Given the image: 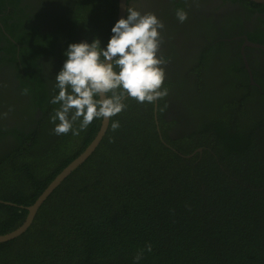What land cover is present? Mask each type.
<instances>
[{"label": "trees", "instance_id": "trees-1", "mask_svg": "<svg viewBox=\"0 0 264 264\" xmlns=\"http://www.w3.org/2000/svg\"><path fill=\"white\" fill-rule=\"evenodd\" d=\"M77 16L93 29L86 38H101L106 47L115 20L104 38L96 35L98 27L104 31L96 16ZM68 39L67 47L77 43L73 33ZM34 41L32 62L20 60L23 70L52 52ZM200 95L184 104L195 112L179 118L190 125L174 132L173 141L163 137L165 143L157 137L153 104L142 109L126 99L95 151L50 193L25 232L0 243V264H264V95L254 112L239 106L229 114L216 100L201 105ZM48 117L34 120L38 126L1 153L0 200L12 205L0 202V235L24 221L26 207L85 149L101 122L94 119L79 136L56 138L48 128L52 136L43 140ZM113 121L120 124L115 131ZM2 129L3 144L9 130ZM148 244L152 251L137 262Z\"/></svg>", "mask_w": 264, "mask_h": 264}, {"label": "flooded vegetation", "instance_id": "flooded-vegetation-1", "mask_svg": "<svg viewBox=\"0 0 264 264\" xmlns=\"http://www.w3.org/2000/svg\"><path fill=\"white\" fill-rule=\"evenodd\" d=\"M128 3L142 13H154L164 24L157 55L168 61L162 65L163 88L168 89V95L152 103L153 124L162 143H165L163 137L173 141L174 132L190 125L179 118H189L195 112L184 104L196 95L201 94V105L209 99L216 100L228 114L239 106L242 111L247 108L254 112L258 97L264 95V1L128 0ZM127 6L124 0L123 18L127 16ZM119 7L120 0H0V114L8 113L6 118L0 116V157L16 144L14 141L19 140L20 133L38 126L34 120L44 119L47 114L50 117L59 107L50 100L55 94V77L66 60L68 34L73 33L77 43H91L85 35L93 29L85 18L77 15L96 16V23L104 26V31L97 28L96 35L105 38L110 19L118 21ZM177 9L187 12L185 22L177 19ZM29 35L32 40L37 38L41 44L48 45L52 52L39 57L35 68L23 70L20 60L31 63L32 52L36 51V41L29 40ZM35 71L37 78L29 75ZM25 88L29 91L22 94ZM44 94L48 97L44 98ZM39 99L42 103L38 107L35 104ZM145 104L149 105L139 103V107L145 109ZM158 104L165 108L161 117ZM44 111H47L45 116ZM4 126L9 135L2 144ZM52 127L51 123L43 129L40 136L43 140ZM15 132L17 136L12 135ZM166 146L174 150L168 142Z\"/></svg>", "mask_w": 264, "mask_h": 264}, {"label": "clouds", "instance_id": "clouds-1", "mask_svg": "<svg viewBox=\"0 0 264 264\" xmlns=\"http://www.w3.org/2000/svg\"><path fill=\"white\" fill-rule=\"evenodd\" d=\"M127 5V16L112 27L106 47H101L98 38L91 43L68 45L66 60L53 85V92L58 94L50 100L51 104L59 105L50 116L55 135L71 131L73 136H79L94 119L111 120L126 108V99L154 103L168 95V89L163 88L162 67L168 61L157 55L164 24L154 13H142L130 6L128 0ZM175 14L181 23L187 20L184 9H177ZM28 91L24 89L22 94ZM7 115V112L0 114L3 118ZM77 122L78 128L74 127ZM119 127V121L111 123L113 131ZM145 251H152L151 244L138 251L137 262Z\"/></svg>", "mask_w": 264, "mask_h": 264}, {"label": "water", "instance_id": "water-1", "mask_svg": "<svg viewBox=\"0 0 264 264\" xmlns=\"http://www.w3.org/2000/svg\"><path fill=\"white\" fill-rule=\"evenodd\" d=\"M264 1V0H261ZM124 14V0H120V7L118 11V17H123ZM109 120L101 119L100 127L91 142L85 147V149L76 156L70 163H68L56 176L55 178L47 185V187L43 190V192L37 197L34 203L28 207H26L27 215L24 221L14 230L0 235V243L8 242L20 236L25 230L29 227L36 211L40 207V205L44 202V200L50 195V193L76 168H78L96 149L98 144L100 143L106 129L108 126ZM200 151V150H199ZM0 202H3L0 200ZM6 204H10L8 202H3Z\"/></svg>", "mask_w": 264, "mask_h": 264}, {"label": "rangeland", "instance_id": "rangeland-1", "mask_svg": "<svg viewBox=\"0 0 264 264\" xmlns=\"http://www.w3.org/2000/svg\"><path fill=\"white\" fill-rule=\"evenodd\" d=\"M78 23L76 25H74V27L76 26L77 27ZM79 28V27H78Z\"/></svg>", "mask_w": 264, "mask_h": 264}]
</instances>
